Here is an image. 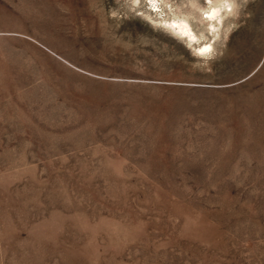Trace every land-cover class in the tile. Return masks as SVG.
I'll return each instance as SVG.
<instances>
[{
  "label": "rangeland",
  "instance_id": "rangeland-1",
  "mask_svg": "<svg viewBox=\"0 0 264 264\" xmlns=\"http://www.w3.org/2000/svg\"><path fill=\"white\" fill-rule=\"evenodd\" d=\"M0 264H264V0H0Z\"/></svg>",
  "mask_w": 264,
  "mask_h": 264
},
{
  "label": "bare ground",
  "instance_id": "bare-ground-1",
  "mask_svg": "<svg viewBox=\"0 0 264 264\" xmlns=\"http://www.w3.org/2000/svg\"><path fill=\"white\" fill-rule=\"evenodd\" d=\"M209 14L210 17H216L218 10L213 9ZM165 26L173 31L180 38L184 39L188 44H192V42L197 38L196 34L193 32L191 25L187 22V20H173L170 22H166ZM195 52H201L205 50L211 49V44L202 45L198 48H195ZM198 54V53H197Z\"/></svg>",
  "mask_w": 264,
  "mask_h": 264
},
{
  "label": "snow or ice",
  "instance_id": "snow-or-ice-1",
  "mask_svg": "<svg viewBox=\"0 0 264 264\" xmlns=\"http://www.w3.org/2000/svg\"><path fill=\"white\" fill-rule=\"evenodd\" d=\"M153 2H155V0H149V3H153ZM208 2L210 3L211 0H208Z\"/></svg>",
  "mask_w": 264,
  "mask_h": 264
}]
</instances>
